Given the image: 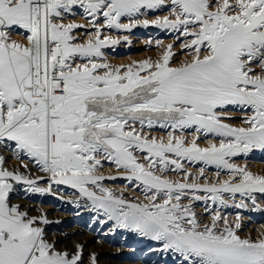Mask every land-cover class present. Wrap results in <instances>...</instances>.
<instances>
[{
  "label": "snow or ice",
  "instance_id": "obj_1",
  "mask_svg": "<svg viewBox=\"0 0 264 264\" xmlns=\"http://www.w3.org/2000/svg\"><path fill=\"white\" fill-rule=\"evenodd\" d=\"M77 8L91 19L65 23ZM162 9L168 14L139 18ZM150 26L179 33L186 58L174 64L170 43L155 61L106 62L103 49L129 38L102 29ZM209 136L219 142L201 147ZM0 147L49 182L40 187L42 177L8 170L0 155V264H82L81 245L74 254L57 250L41 226L46 216L11 203L20 184L32 193L51 184L76 189L116 228L159 243L183 264H264V225L256 238L243 235L241 216L220 211L236 194L253 204L254 193L264 194V175L230 162L264 150V0H0ZM104 162L136 182L146 203L103 187L116 179L101 173ZM185 162L204 167L193 175ZM208 167L228 178L202 180Z\"/></svg>",
  "mask_w": 264,
  "mask_h": 264
},
{
  "label": "bare ground",
  "instance_id": "obj_2",
  "mask_svg": "<svg viewBox=\"0 0 264 264\" xmlns=\"http://www.w3.org/2000/svg\"><path fill=\"white\" fill-rule=\"evenodd\" d=\"M82 9L77 8L74 15H69L65 19L67 22H76L86 24L87 19L82 17ZM167 9H162L157 12L146 13L140 19H155L157 16L167 15ZM102 19V18H101ZM122 22L127 23V20ZM78 33L83 32V29H77ZM89 31H93L89 29ZM103 33L110 35L113 38L119 36H127L128 41H123L113 47L104 48L105 60L107 63L119 66L128 65L133 61H142L144 59L157 60L161 55L163 48L168 44H173L175 57L174 64H178L186 57L180 48L181 39H176L179 33L160 29L157 27H137L131 32L119 33L115 30L102 29ZM14 39L21 40L22 37L14 36ZM103 38V37H102ZM78 42L83 43L87 36H78ZM148 41H152L151 44ZM156 41H162L161 46L156 45ZM240 117L234 118V126H239ZM152 131L157 137L165 135V130L155 128ZM190 140L191 135L186 133ZM214 143L219 142V138L201 137L198 141L201 147H206L208 141ZM0 155L5 158L3 167L8 170H19L25 175H30L32 179H39V186L47 188L49 182L46 175L40 172L33 164L29 163L26 171L20 165V161L15 158L10 149L0 147ZM26 159V158H25ZM230 162L239 166H246L255 174L264 175V150H253L247 156L240 155L233 157ZM105 163V167L101 173L106 177L111 175L116 179H105L101 182L103 187L109 188L115 195H123V198L134 203H146L143 193L140 188L135 186L136 182L129 183L126 179L121 178L113 165ZM186 163V168L193 175L199 174V169L204 167L202 164L189 165ZM217 169L208 167L205 171L203 179H208L215 182L217 179L223 180L228 178L226 170H220V176L215 175ZM175 173H168L169 179H179L182 176ZM25 185H15V191L11 194V203L18 205L22 211H27L29 216L39 217L42 213L46 216L49 223L41 225L44 227L46 239L49 242H54L57 250L67 251L69 254H74L76 245L82 246V264H91V257H96V264H183L178 256L172 253H164L161 251V245L155 241L141 238L137 233L130 232L125 229L115 227V222L108 220L102 212L91 210V202L86 197H81L78 190L66 185L51 184V190L46 193H32L25 191ZM90 190L96 191L100 195L95 186H88ZM200 195H205L200 193ZM255 204L250 199L242 198L236 194L234 199L229 200L228 207H221L220 211L228 215L232 220L237 214L241 216L243 228L241 233L247 235L252 234L256 238L261 225H264V194L254 193ZM227 199L229 194H224ZM243 203L246 207L237 208L235 204ZM187 202V201H185ZM207 204H212L207 201ZM259 208H256V205ZM195 209L198 214L208 215L204 213L205 202L199 201L195 203ZM215 210L216 205H212ZM205 222H207L205 220Z\"/></svg>",
  "mask_w": 264,
  "mask_h": 264
}]
</instances>
